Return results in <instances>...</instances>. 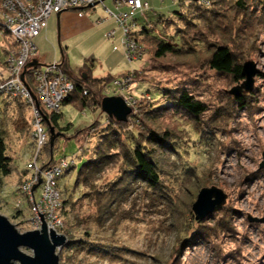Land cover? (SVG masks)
Listing matches in <instances>:
<instances>
[{
    "label": "rangeland",
    "instance_id": "374dc122",
    "mask_svg": "<svg viewBox=\"0 0 264 264\" xmlns=\"http://www.w3.org/2000/svg\"><path fill=\"white\" fill-rule=\"evenodd\" d=\"M140 1L148 4L147 20L157 27L155 36L164 41L168 36L163 34L159 20L173 22L169 30L172 35L176 26H181L177 13L190 16L193 12L190 0ZM235 2L220 0L212 8L214 13L206 18L208 25L200 22L189 31H203L205 37L200 34L198 40L204 42H194L187 53L159 60L152 56V46L142 41L138 30L134 36L142 47L141 59L130 61L126 57L123 30L113 17L118 12L114 0H104L93 9L82 10V16L79 10L61 12L59 23L54 13L47 20V28L32 40L37 50L34 58L44 65L61 61L63 54L68 70L81 85V96L96 106L80 108L76 103L62 106L59 136L53 144L54 160L70 161L78 155L79 146L90 151L96 145L100 134L95 132L96 136L87 142L83 135L95 122L101 126L106 123L100 102L108 96L128 99L136 115L130 125L125 123L119 129L121 140L132 133H139V139H144L150 128L173 133L167 151L154 153L166 197L159 199L157 192L136 183L105 216L98 212L95 203L77 201L64 215L63 231L73 241L90 243L91 251L61 249L57 252L59 264H264V223L248 221V217L264 219V168L259 167L264 154V0H244L246 18ZM122 11L128 9L124 7ZM135 18L140 25L144 22L139 13ZM10 41L8 35L0 36V51ZM215 42L229 45L242 64L251 61L258 71L252 92L244 94L243 109L228 94L241 82L233 85L205 64ZM80 70L85 72V80L81 81ZM134 71H138L137 77L132 74ZM128 74H132L131 84L124 91L118 90L113 82ZM105 77L112 79L105 82L91 79ZM174 87L187 88L207 106L206 118L216 105L227 106L213 114L217 120L205 130L206 139L198 135L203 116L197 127L187 114L172 107L163 111L164 117L152 120L145 117L147 111L168 106L162 93ZM1 100L6 107L0 103V132L14 170L10 176H0V214L19 233H25L33 230L27 225L30 213L16 187L18 175L26 172L31 154L29 127L24 120L29 119V113L13 100L3 97ZM95 129L101 131L98 126ZM46 152L43 149V159ZM86 154L75 160L76 171L88 160L90 155ZM118 167L119 164L112 166L103 174L99 188L117 178ZM76 171L65 180L70 192ZM211 186L221 189L227 200L219 212L201 222L210 228L203 238L198 234L200 223L195 221L191 206L199 190ZM81 190L75 187L74 196ZM18 200L20 217L14 211ZM225 215L231 229L221 230L215 225ZM21 251L32 255L27 249Z\"/></svg>",
    "mask_w": 264,
    "mask_h": 264
},
{
    "label": "trees",
    "instance_id": "16d2710c",
    "mask_svg": "<svg viewBox=\"0 0 264 264\" xmlns=\"http://www.w3.org/2000/svg\"><path fill=\"white\" fill-rule=\"evenodd\" d=\"M190 1L193 7L192 14L189 16L184 14V12L177 13V20L179 23H181V26L178 27L177 25L172 35L169 34V30H171L170 25H173V22L171 20H159L163 29V34L168 36V38L166 39L167 41H164V39L158 38L155 35L151 34V32L146 28H142V30H140L138 34L139 37L142 38V41L150 43L153 48L152 56L155 59H163L164 57H167L169 55L179 56L182 53L189 52L190 46L194 42L197 43L205 41L198 40V36L200 34H203V36L205 37L203 31H191V33L189 31L195 28V26H197V24L200 22H204L208 25V22H206V18L208 14L214 13V10H212V8L220 0L209 1L210 5L208 7L201 5L197 1ZM235 5L239 7L241 14L244 18H246L247 5L245 4L244 0H236ZM263 9L264 3L262 5V11ZM137 43L140 45L138 40ZM213 46V49L209 52V55L205 60L206 66L210 70L214 71L216 75H220L229 79L233 85L242 82L243 77L241 75V67L243 64L237 58L235 52L227 44L221 45L215 42ZM2 51L4 52V50ZM2 51H0V59L3 58ZM62 62L65 66V69L68 70L66 61L63 60ZM137 72L138 71H134L132 74H135V77H137ZM71 79L74 82V91L68 96L63 105H66L68 103H76L80 108L92 106L89 104V101L81 96V85L77 83L76 78L74 76H71ZM85 79L86 77H81V81ZM91 79L94 82H105V80H109L112 78L105 77L101 79ZM162 95L167 100L168 106H161L157 109H154L153 111H147L145 117L149 120H152L154 118L162 116L165 109L172 107L187 114V116L197 127L200 123L201 117L203 116V121L201 122L202 124H200L202 126H200L199 128L198 135L200 137H205V139V130L212 128L213 124L216 123L217 120L213 119V114L217 113L220 109H224L227 107L223 106V104L216 105L214 109H212L213 113H211V115L207 116L206 118L205 116L208 111L207 106H204L201 102L195 99L194 95L187 88L174 87L171 90H163ZM245 98L246 96L243 95L240 98L234 100L235 103L239 105L240 109H243L245 107ZM4 99L7 98L3 97V100ZM140 101L141 100H139V102ZM14 102L24 110L28 111V109L22 106L19 101L15 100ZM0 103L3 104V108L6 107V102H3L1 100V96ZM133 117H136L134 111L128 116V121L126 122L128 124L126 125H130L129 123L132 122ZM60 119L61 112L59 114H51L47 116V120L50 122L51 126L54 127L56 133L59 130L58 122ZM24 120L29 127V119L24 118ZM141 121L142 120H139V122ZM126 125L125 123H117L113 118H109L106 116V123L104 125L101 126V124L95 122L94 124L90 125L88 127L90 129L84 133L83 137L84 141L86 142L88 141V139H90L89 141H91L93 137L96 136V134H94L95 132L97 134H100V137H98V142L92 147L90 151H88L89 148L87 147H84L83 150V148L79 146V153L75 157V159L73 158L74 164L66 168L56 179V186L61 192L62 196L60 216L62 217L63 221L64 215L70 209H73L74 205L79 200H86L90 201L91 203H95L98 212L102 214V216H105L106 214H108L109 208L112 207V205H119L120 202L124 200V197L133 190V184L136 183H141L148 189L157 192L159 199H161L162 197H166V194L163 193V188L161 187L160 167L157 164L154 153L157 152V150H159L160 152L167 151L169 143L172 140L173 133H171V131H156V129L150 128L146 130L147 132L145 137H143L144 139H139V133H137L136 135L132 133V136L125 138V140H121L119 129H122ZM97 126L101 128L100 132L95 129ZM80 132L81 131L77 132L75 137H77ZM44 152L46 153L43 159L42 166L43 168H47L55 161L54 147L50 148L49 150V144L47 143L44 148ZM85 153H87L86 155L90 156L88 160L83 163L76 171L77 164L75 160L80 158L82 156L81 154ZM118 164L119 167L117 178L112 182H107L106 184H104L102 189L99 188L98 182L100 181L103 174L110 167L117 166ZM13 165L14 164L11 161V158L6 154L4 137L0 132V176H10L12 171L14 170ZM73 171H76V175L72 191L70 192V190L66 187L67 183L65 180L71 175ZM26 173L27 170L26 172L24 171L23 173H19L18 184L26 176ZM75 187H79L80 189H82L80 192H78V196H74ZM14 211L16 216L20 217L22 215V211L20 210V208L14 207ZM212 216L213 215L209 216L208 219ZM228 220L229 218L227 217V215H225L222 219L217 221L215 226L219 227V229L221 230H226L227 228H230V226H228ZM202 224L203 223L199 224L200 230L198 234L204 238L205 236H208L207 232L210 228ZM62 234L66 235L68 239L67 243L62 249H86L87 251H91L90 243L83 240L73 241L64 231H62Z\"/></svg>",
    "mask_w": 264,
    "mask_h": 264
},
{
    "label": "built area",
    "instance_id": "2783aa9c",
    "mask_svg": "<svg viewBox=\"0 0 264 264\" xmlns=\"http://www.w3.org/2000/svg\"><path fill=\"white\" fill-rule=\"evenodd\" d=\"M102 1L0 0V36L8 35L11 40L10 45L2 49L5 55L0 61V96L19 101L29 113L31 154L26 165V176L16 189L28 205L30 217L27 225L33 230H40L42 225L37 212L43 214L42 218L48 230L62 234L64 229V221L60 216L62 196L56 186V179L74 164V160L61 158L43 168L42 155L49 140L47 116L61 112L63 103L74 91V82L70 71L64 69L62 61L44 65L36 59L39 65L28 68L24 73L26 65L35 59L37 51L32 40L46 28L47 20L52 14L79 10L82 16V10L93 9L97 4L103 3ZM209 1L197 0L204 6L209 5ZM114 4L118 12L113 17L124 34V53L130 61L140 60L142 47L137 43L134 33L146 28L153 35L157 34V27L147 20L149 6L140 0H114ZM124 7L128 11H122ZM137 13L144 20L141 25L135 22ZM131 82L132 75L128 74L121 80H115L113 85L124 91ZM124 100L131 107V102L126 98ZM35 185L38 186L32 190ZM20 205L18 200L16 207L21 209Z\"/></svg>",
    "mask_w": 264,
    "mask_h": 264
},
{
    "label": "water",
    "instance_id": "95a60500",
    "mask_svg": "<svg viewBox=\"0 0 264 264\" xmlns=\"http://www.w3.org/2000/svg\"><path fill=\"white\" fill-rule=\"evenodd\" d=\"M193 1L196 2L197 0ZM59 15H56L57 21ZM61 61H63L62 53ZM38 65L39 63L36 59L32 60L26 65L24 73L28 68H35ZM24 73L22 74V79ZM257 73L258 71L253 62H245L241 67L243 81L233 87L228 94L236 99L244 94H250L253 90L254 78ZM100 110L117 123H126L128 116L132 113V108L121 96L104 97L100 102ZM46 126L49 134L48 144L52 148L59 134L55 132L54 127L51 126L48 120H46ZM259 167L261 169L264 168V154H262V162ZM37 186L35 185L32 190H35ZM226 200L227 195L215 186L200 189L191 206L195 221L201 223L208 219L209 216L219 212L225 205ZM37 214L42 223L41 229L25 233H19L15 226L5 216L0 214V264H59L57 252L64 247L68 239L64 234L57 233L51 229L48 230L42 218L43 214L38 212ZM248 221L250 223H264V219L251 217H248ZM22 248L31 251L32 255L23 253L21 251Z\"/></svg>",
    "mask_w": 264,
    "mask_h": 264
},
{
    "label": "flooded vegetation",
    "instance_id": "af4514ba",
    "mask_svg": "<svg viewBox=\"0 0 264 264\" xmlns=\"http://www.w3.org/2000/svg\"><path fill=\"white\" fill-rule=\"evenodd\" d=\"M63 66H64V64H63ZM64 69H65V66H64ZM66 70H67V69H66ZM83 70H85V67H84ZM83 70H80V71H79V76H80V77H86V74H85V72H84ZM70 76H73V75L70 74Z\"/></svg>",
    "mask_w": 264,
    "mask_h": 264
},
{
    "label": "crops",
    "instance_id": "0c3cea01",
    "mask_svg": "<svg viewBox=\"0 0 264 264\" xmlns=\"http://www.w3.org/2000/svg\"><path fill=\"white\" fill-rule=\"evenodd\" d=\"M51 16H52V15H51ZM51 16H50V17H51ZM50 17H49V18H50ZM59 17H60V15H59ZM59 17H58V23H59ZM46 28H47V26H46ZM46 28H45V29H46ZM45 29H44V30H45ZM40 34H41V33H40ZM40 34H39V35H40Z\"/></svg>",
    "mask_w": 264,
    "mask_h": 264
}]
</instances>
